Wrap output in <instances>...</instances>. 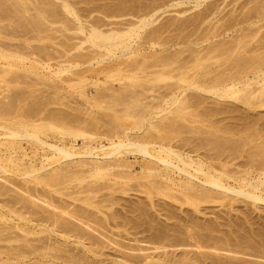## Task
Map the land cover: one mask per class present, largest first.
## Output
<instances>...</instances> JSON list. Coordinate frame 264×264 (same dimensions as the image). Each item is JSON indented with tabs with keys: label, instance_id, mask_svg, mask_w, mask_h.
Here are the masks:
<instances>
[{
	"label": "bare ground",
	"instance_id": "1",
	"mask_svg": "<svg viewBox=\"0 0 264 264\" xmlns=\"http://www.w3.org/2000/svg\"><path fill=\"white\" fill-rule=\"evenodd\" d=\"M162 1L117 0L111 4L98 5L92 8L101 18L92 17L94 21L92 22L91 18L86 20L87 23L84 19V23V16L81 17L79 13L85 11L74 10L66 0L59 2L60 4L53 2L46 5L37 3V0H0V64L5 66V70L0 68V72L11 71L16 79L21 78L16 71L26 66L27 62H34L35 59L39 62L41 59L36 57L40 54V57L43 55L44 59L46 56L48 58L49 44L46 46L43 42L50 41L52 44V32L64 31L67 35L68 30L73 28L74 31L70 30L84 35L83 38L78 36L83 41L78 45L73 43L75 53L68 57L69 64L57 65L53 76L58 77L66 71H71L68 70L71 67H80L91 61L96 62L95 66H99L103 76L101 87H96L99 81L92 83L95 91L94 95H88L89 97L85 94V81L82 78L70 85L73 89L78 88V95L83 100L79 105H84L83 109H79L82 106L77 107L78 101L76 106L73 105V109L72 104L64 99L66 104H71L72 107L71 109L69 106V112L68 108L64 111L67 105L63 99L57 97L60 99L57 102L62 103V107L65 105L64 110L56 108L58 110L46 111L45 105L55 104L56 98L41 100L42 97L38 93L29 89L10 95L12 98H7L11 99L10 101H0V137L4 138L0 139V174L9 173L10 179L9 176L1 178H6L3 181L9 184L11 180L10 185L13 186V189L9 186L8 189L5 188V183H0V197L7 195L1 199L0 208L5 210L4 213L0 211V223L8 221L5 215L7 211L15 216L13 217L17 222H24H15L14 225L22 235L37 236L35 240H29L27 236L22 235L10 238L1 234L3 230L0 229V242L2 245L7 243L4 246L0 244L2 260L33 264L25 263L24 259L34 256L39 259V262L34 264H43L40 262L44 259L50 262V259H54L59 261V264H101L102 258L111 257L104 249L107 250V241L111 240L112 233H119L117 229L124 231L118 234L119 238L123 237L126 231L133 229L131 234L135 235L134 242L141 243H133L136 246H131L133 237L126 233L128 237L125 238L130 237L132 240L130 244L125 245L121 242V247L125 246L124 249L119 247L121 250L118 248L120 244L113 242L117 236H113L111 241L114 245L118 244L114 249L115 254L112 255L113 264H242L243 257L239 254L249 257L247 255L254 256L257 253L264 259L262 229V233L257 234L260 238L258 243L255 239L251 246L243 237L233 249V246L227 247L232 245V237H226L231 238L227 240V245L224 235L222 238L220 236L213 239V228L198 220L188 219L189 223L184 221L185 224L180 222V225H176L177 230L173 225L175 222L168 224L169 226L165 225L168 228L161 226L160 229L157 225H151V218L148 216V209L153 210L154 207L153 211L156 212L155 202L158 197L191 206L195 213L198 212V205L214 202V198L221 199L227 194L237 196L236 198L239 196L240 200L242 197L256 206L259 203L264 204V122L254 124L244 117L237 118L234 123H224L220 126L218 123L216 126L215 120L218 122L219 119H214L219 111H225L219 115L232 112L229 107L220 105V100L239 103L254 112L264 108V0H222L221 6L225 5L222 9L220 6L218 8L219 4H215L221 0L213 1L214 5L212 0H209L208 5L204 4L199 11L196 9L197 13L193 11L195 14L193 13L189 20L188 17H182V20L178 18L179 22L175 21L176 18L174 21L164 19L165 22L160 21L161 23L153 26L158 18V11L164 5L167 6V1ZM202 2L206 1L193 0L192 8L201 7ZM179 4L182 2L177 5ZM172 5L171 7L177 6ZM228 6L230 7L226 10ZM124 17L126 18L122 21L117 20ZM84 24H88L87 27ZM14 38L21 43L15 45ZM28 38L42 44H33L31 50ZM13 40L15 47H18L17 51L12 44ZM68 42L61 43H67L66 46H69ZM204 42H207V45L201 46ZM84 44L86 47H82ZM71 48L73 49L72 45ZM157 48L159 49L156 50ZM33 54L36 57L31 61ZM51 55L53 56V53ZM36 71L37 66L29 65L25 67L23 75H36V80H42L43 84L50 82L51 85L52 78L46 81L42 76H38ZM112 83H117L118 87H113ZM155 84L163 91L157 92ZM152 93L156 94L155 97L150 95ZM201 95H208L207 98L211 101L213 99L214 105L218 103L214 107L218 109L223 106L225 110L206 108L201 104L202 98H205L200 97ZM27 99L28 102L23 101ZM53 99L55 100L51 102ZM211 106L213 107V104ZM225 118L222 119L228 120ZM63 137L70 139H67L69 147L64 143L65 139L62 141ZM77 139L81 141L79 150L76 147L74 149ZM22 140L34 148L33 152L31 153V150V154H28L31 155L28 161L32 160L29 164L25 163L26 165L23 159L28 155L20 146ZM101 140L108 143L107 148L95 147L94 144L101 143ZM40 149V156L44 154L43 150L49 151L50 156H47L53 161L44 160L47 161L46 164L40 161V165L34 167V159L39 155L37 150ZM128 155L133 156V162L127 160ZM74 156L78 158L75 157V160L69 162L66 160ZM135 167L137 173L133 171ZM174 175L176 177H173ZM11 176L15 177V180ZM18 178L20 180H17ZM228 180L234 184L228 185ZM70 189L74 191L71 192ZM130 189H135L136 192L139 189L141 194H145L146 202L133 200L128 206L129 210L125 211L129 215L123 216L112 208L117 201L110 192L119 190L123 193L126 190L131 191ZM67 190L68 192H64ZM11 191H15V194H10ZM104 191H108L111 196ZM97 193L100 199L94 201ZM104 195L110 197L107 199ZM153 197H156V200ZM235 197L230 196V199ZM161 210L165 213L162 208ZM165 210L164 216L170 219L169 210V213L167 208ZM134 230H139V234L145 233L147 236L142 235L141 240H137L139 235ZM169 235L175 236L176 240H172ZM201 235L202 237H199ZM233 238L235 241H232L237 244V237ZM204 239L205 244L210 241L212 246L201 242ZM33 241L38 242L37 245ZM241 241H244V245ZM16 242L21 244L15 245ZM142 242H147L150 250L152 248L156 252L160 249L165 251L155 255L152 250V255L149 250V254L142 249L145 246L146 250L149 249L148 244L143 246ZM67 243H70L69 248ZM139 244L142 247L136 248ZM247 244L251 246V253L247 251ZM203 246L211 248V253L202 252ZM242 246L246 247L244 252ZM177 247L184 250L178 248L181 250L178 253L177 250L174 251ZM167 248H175L172 255L167 253ZM191 248H195V252ZM208 248H205L206 251ZM136 249L142 251L138 252L139 256L134 254ZM222 252L224 256L225 253H232L234 256L238 254L241 261L238 263L240 257L235 256V260L229 255L230 261H236L231 263L227 256L220 254ZM217 253L224 259L227 257L228 262L216 256Z\"/></svg>",
	"mask_w": 264,
	"mask_h": 264
},
{
	"label": "rangeland",
	"instance_id": "2",
	"mask_svg": "<svg viewBox=\"0 0 264 264\" xmlns=\"http://www.w3.org/2000/svg\"><path fill=\"white\" fill-rule=\"evenodd\" d=\"M64 0H53V2H56L55 4H58L59 2H63ZM69 4H71V6H72V8L74 9V10H77L78 11V9H80V11H82V10H84L85 12V15H82V14H84L83 13V11L82 12H80L79 13V15L81 14V17L82 16H86L85 18L84 17H82V20H83V22H84V19H85V21L87 20V21H89V20H91V18L92 17H94V19L96 18L95 16H97V15H100L99 13H95L94 11H93V8L92 7H97L98 5H106V4H111V3H114V2H116L117 0H66ZM85 3H84V2ZM140 1V0H139ZM145 1V0H144ZM147 1H150V0H146V2ZM160 1V0H159ZM164 1V0H163ZM162 1V2H163ZM165 1H167L166 2V5L167 6H165V9L162 7V9L160 10V11H158L159 13H160V15H159V13H158V18H156V20H155V22L153 23V26H156V25H158L159 23H161V22H165V20H168V19H170V20H175V18H176V20L175 21H178L179 22V20H177L178 18L179 19H185V18H187V20H189V17H193L192 15H193V13L195 14V12L197 13V11H199L202 7H203V5L205 4V5H208L209 4V2L211 1H209L208 0V3H207V0H205L206 2H202V5H200L201 7H194V8H192L193 6L192 5H194V4H192L193 3V0H190L188 3H184V2H186V0H165ZM164 1V2H165ZM188 1V0H187ZM213 1L215 2L216 0H212L211 1V3H212V5H214L213 4ZM220 1V0H219ZM218 1V2H219ZM228 1V0H227ZM51 0H37V3H41V4H44V5H46V4H50V3H53ZM142 2V1H141ZM173 4V5H177L179 2H182V4L180 5H177V6H173L171 3ZM171 4L173 7H171V5H170V7L168 6L169 4ZM207 3V4H206ZM221 3H223L222 2V0L219 2V3H217V1L215 2V4L217 5V4H219L218 5V8H219V6L221 7V9H222V7H224V6H221ZM60 4V3H59ZM191 4V5H190ZM204 5V6H205ZM223 5V4H222ZM167 7V8H166ZM230 6H228V7H226L225 9L226 10H228L227 8H229ZM92 9V11H91V9ZM87 9H90L89 11L87 10ZM192 9V10H191ZM193 9H195V10H193ZM196 9H197V11H196ZM225 9H223V10H225ZM76 11V12H77ZM86 11H88V13L86 12ZM92 13H91V12ZM162 11H163V13H162ZM193 11H195V12H193ZM78 13V12H77ZM89 14H91L89 17H87V15ZM101 16V15H100ZM98 17L97 16V18H101V17ZM157 16V15H156ZM171 17V18H170ZM174 17V18H173ZM183 17V18H182ZM87 18V19H86ZM126 17H124V18H119V19H117L118 21H122V19H125ZM70 19V18H69ZM89 19V20H88ZM94 19L92 18V22L94 21ZM165 19V20H164ZM191 19V18H190ZM209 19V18H208ZM81 20V19H80ZM103 20H106V19H103ZM164 20V21H163ZM173 20V21H174ZM87 21H86V23H87ZM107 21H110V20H107ZM106 21V22H107ZM114 21H115V19H114ZM161 21V22H160ZM105 22V21H104ZM85 23V22H84ZM88 23H91V22H88ZM83 24V23H82ZM56 25H58V24H56ZM85 25V24H84ZM87 25L88 24H86L85 26L87 27ZM90 25V24H89ZM54 26H55V24H54ZM53 26V27H54ZM152 26V27H153ZM55 27H57V26H55ZM150 28V27H149ZM70 29H72L73 31H74V29L73 28H70ZM68 30V32L66 33L67 35H68V37H67V35H65V32L63 33V32H52L51 33V35H52V37L54 38H52V41H51V43L52 44H50L49 42L50 41H47V42H43V44L45 45V43H46V46H48V44H49V48H51V49H49L48 47V49H47V52H48V54H49V56H48V58H47V56H46V59H44L45 57H43V55H42V57H40L41 56V54H40V56L38 57V55H37V57L33 54V57H32V60L31 61H33V59L36 57L38 60L39 59H41L40 61L42 62V63H39L38 61H36V59L34 60V62H27V64H26V66H29V65H31V66H37V71H36V74L38 75V76H42V79H45L46 81H48L49 80V78H52L53 79V81L51 82V85H50V82H46V83H44V84H46V85H44L43 83H42V80H39V79H37L36 80V75H30L29 77H24V75L26 76V74H24L23 75V72L25 71V67L26 66H24V67H22L21 69H19V70H17L16 71V73H18L17 75L19 76V77H21V78H19V79H16L15 77L16 76H14L13 75V73L14 72H8L7 70V72H4V71H1L0 72V101H3V100H5V101H3V102H6V99L8 98V97H11L12 98V96H10V95H13V94H15V93H18L19 91H22V90H26V89H29L31 92H36V93H38L41 97H42V99L41 100H43V98H47V99H49V98H56V100L55 99H53V100H51V102L52 101H54L55 100V104H47V105H45L46 107V111H47V109L49 110V109H55V110H60V108H62L63 110H64V108H65V105H67V107H66V109L64 110V111H66L67 110V108H68V112L72 109V107H73V109H74V107L76 106V102H77V104L79 105V104H81V102L83 101V100H81L82 98L81 97H79V95H78V88H75V89H73V88H71V84L73 85V84H75L77 81H78V79H80V78H82V80H84L85 82H84V90H85V94L88 96H92V95H94V91L95 90H93V88H94V86H92V83L94 82L95 83V81L96 82H98L99 81V83L97 84V86L96 87H101L100 86V81H103V76H102V74H100L101 73V71L99 70V66L98 65H96L95 66V64H96V62L94 63V61H91L90 63H86L87 65L89 64V66H87L85 63L83 64V65H80V67L79 66H77V67H71V68H69L68 70H71V71H66L65 73H62V74H60L58 77L56 76H53V73H54V71H56V69H57V65H63V66H67L68 64H69V59H68V57H70V55H72L71 53H75V48H74V46H73V43H77V45H78V43L79 42H81V41H83L82 40V38L84 37V35L83 34H79V33H77V32H73V31H71V30ZM61 33H63V35L61 34ZM31 36V35H30ZM62 36V37H61ZM64 36H66L67 38H69V40L66 38V37H64ZM77 36V37H76ZM78 36H80V37H82L81 39H80V37L78 38ZM142 36H143V34H142ZM20 37H18V39H19ZM62 38V39H61ZM64 38V39H63ZM77 38V39H76ZM5 39H7V38H5ZM17 39V41H19V42H17L16 41V39L14 38V40H15V42H14V40L12 41V44L13 43H15V45L17 44V43H21L20 42V40L22 39V38H20V40H18ZM24 39V38H23ZM218 39V38H217ZM3 41H4V39H2ZM28 40L30 41V39L28 38ZM27 40V41H28ZM31 40L32 41H30L31 42V50H32V46H33V44H35V45H37V43H38V45L39 44H42V42L41 43H39V42H37L36 40H34V39H32L31 38ZM78 40V41H77ZM23 41V40H22ZM34 41V42H33ZM65 41H69L68 43L70 44L69 46H66L67 45V43L64 45L63 43H65ZM7 42H9V41H7ZM29 42V43H30ZM57 42V43H56ZM61 43V42H63V43H61L60 45H59V43ZM55 43H56V47H55ZM207 43V42H206ZM205 42L204 43H202V45L201 46H205V45H207ZM10 44H11V41H10ZM54 44V45H53ZM14 45V44H13ZM15 45H14V47H15ZM29 45V44H28ZM29 45V46H30ZM58 45V46H57ZM71 45H72V47H73V49L71 48ZM76 45V44H75ZM86 44H84V46H82V47H86L85 46ZM64 48H63V47ZM35 47H38V46H35ZM35 47H33V48H35ZM66 47H69V48H66ZM14 48L12 47V50H13ZM17 49H18V47H15V50L17 51ZM54 49L56 50V51H54ZM58 49V50H57ZM65 49V50H64ZM71 49V50H70ZM159 48H157L156 50H158ZM171 49H173V47L171 48ZM14 50V51H15ZM30 50V51H31ZM62 50H64V52L62 51ZM70 50V51H69ZM19 51H21V49L19 50ZM18 51V52H19ZM29 51V52H30ZM59 51V52H58ZM69 51V52H68ZM81 51V50H80ZM84 51L86 52V50L84 49ZM23 52L25 53V51H24V49H23ZM66 52V53H65ZM82 52H83V50H82ZM51 53H53V56L51 55ZM56 55H55V54ZM59 53H61V54H59ZM67 54V55H66ZM187 54V53H186ZM32 55V54H31ZM67 56V57H65V56ZM185 55V54H184ZM35 56V57H34ZM186 56V55H185ZM31 57V56H30ZM30 57H29V60H30ZM36 61V62H35ZM94 64V65H93ZM0 65H2V64H0ZM87 67H86V66ZM85 66V67H84ZM94 66H95V68H94ZM3 67V68H2ZM2 67H0L1 68V70L3 69V70H5L4 68H5V66H3L2 65ZM91 69V70H90ZM88 70V71H87ZM85 71V72H84ZM100 71V72H99ZM82 72H83V74H82ZM15 73V74H16ZM26 73V72H25ZM76 73V74H75ZM22 75V76H21ZM28 75V74H27ZM93 75V76H92ZM89 76V77H88ZM22 77H24L23 79H22ZM76 77V78H75ZM14 78H15V80H14ZM68 78V79H67ZM73 78V79H72ZM65 80V81H64ZM68 82H67V81ZM70 80V81H69ZM159 84V83H158ZM157 84V85H158ZM101 85H103L102 83H101ZM156 85V84H155ZM155 86L157 89H158V91L157 92H161V90L163 91V89H159L158 88V86ZM160 85V84H159ZM55 86H57V87H55ZM112 86L113 87H118L117 86V83H112ZM90 87V88H89ZM53 88H55V89H53ZM92 89V90H91ZM92 91V92H91ZM89 92V93H88ZM157 92H154V93H156L157 95H158V93ZM92 93V94H91ZM156 94H150V95H156ZM72 95V96H71ZM78 95V96H77ZM69 96H71V97H69ZM88 96V97H89ZM60 98L62 101H64L65 102V100H67V103H71L72 104V107L70 106L71 104H66V102H65V105H64V107H62L60 104H62V103H60V102H57L58 100H60V99H58V98ZM73 97H75V98H73ZM155 97V96H154ZM200 97H205L204 98V100H203V98H202V100L201 101H203L201 104L204 106H206V108H210V109H216V110H218L219 108V110H221L222 108V110H225L224 109V107L225 106H227V107H229L230 109L229 110H232V112L231 113H229V114H227L228 112H226V113H224V114H220L219 115V113H223V112H225V111H223V112H221V111H219L218 112V115H216V116H214V119H215V117L217 118V119H219L218 120V122H217V120H215L216 121V126H217V124L218 123H220L218 126H220V125H223L224 123L226 124H229V123H234V122H236V120H237V118H244V117H247L249 120H250V122L251 123H254V124H261V122H264V108L263 109H260L259 111H253L251 108H245V106H242V105H240L239 103H233V102H227V101H225V102H223L224 100H220V101H218L219 102V104L220 105H223L222 107L220 106V107H218V109L216 108V107H214V106H216V104H218V103H216L215 105H214V101H213V99H212V101H211V99L210 98H207V97H209L208 95H201ZM46 99V100H47ZM65 99V100H64ZM155 99V98H154ZM153 99V100H154ZM7 100H11V99H7ZM26 100V99H25ZM25 100H23L24 102H28V99H27V101H25ZM50 100V99H49ZM48 100V101H49ZM70 100V101H69ZM79 100H81L80 102H79ZM23 101L20 103V104H22L23 103ZM45 101V100H44ZM69 101V102H68ZM155 101V100H154ZM222 101V102H221ZM8 102V101H7ZM64 102H63V104H64ZM156 102V101H155ZM158 102V101H157ZM212 102V103H211ZM17 103H19V102H17ZM59 103V104H58ZM211 104H213V107L211 106ZM73 105H75V106H73ZM69 106L71 107V109L69 110ZM82 106V105H81ZM80 105L79 106H77L78 108L79 107H81ZM218 106V105H217ZM76 107V108H77ZM83 107H84V105L81 107V108H79V109H83ZM226 107V108H227ZM56 108H58V109H56ZM85 108V107H84ZM228 109V108H227ZM220 116V118H218ZM225 116H226V118H228V120H225L224 121V119H222L223 117L225 118ZM229 116V117H228ZM232 118H231V117ZM213 118V117H212ZM225 118V119H226ZM222 120V121H221ZM220 121V122H219ZM223 122V123H222ZM222 123V124H221ZM4 136V135H3ZM0 139L2 140V139H4L2 136L0 137ZM58 140L60 139V138H57ZM56 139V140H57ZM62 139V138H61ZM60 139V140H61ZM66 141H65V140ZM67 139H68V141L70 140L68 137L67 138H64L63 137V140L62 141H65L64 143H66V145H67V147H69L70 146V144H69V142L67 141ZM25 142V140H22L21 142H20V146L23 148V151L24 152H26L27 153V155L30 153V151H31V153L33 152V150H34V148L33 147H29L27 144H26V142ZM61 141V142H62ZM57 142V141H56ZM60 142V141H59ZM68 142V143H67ZM58 143V142H57ZM76 144V145H75ZM80 144H81V141L79 140V139H77L76 140V142L74 143V149H75V147L76 148H78V150L81 148H79V146H80ZM69 145V146H68ZM95 145V147L96 148H99V146H104V148H107V146H108V143L105 141V140H101V143H95L94 144ZM28 146V147H27ZM26 147L28 148V149H26ZM25 148V149H24ZM77 150V149H76ZM42 151V149H40V150H37V153L39 154V153H42L41 152ZM23 152V153H24ZM43 152H44V154H41V156H40V154L38 155V156H36L35 157V163H33V165H34V167L36 166V167H38L37 165L39 164V162L41 161V163H42V161H44V160H47L48 162L50 161L51 162V158L50 157H48V156H50V153H49V151L47 152V151H45V150H43ZM25 153V154H26ZM30 153V154H31ZM43 155V156H42ZM46 155V156H45ZM48 155V156H47ZM30 156V157H29ZM27 157V158H26ZM38 157V158H37ZM41 157V158H40ZM76 157V158H75ZM25 158V160H27V161H25L24 159H23V163L25 164V163H27V164H29L30 162H31V160L30 161H28V159L29 158H31V155H28V156H25L24 157ZM54 158V157H53ZM77 159L78 158V156H74V157H72L71 159H66L68 162L70 161V160H75V159ZM37 159V160H36ZM43 159V160H42ZM127 160L129 161V162H133L134 161V158H133V156L132 155H128L127 156ZM47 161H44V164H46L47 163ZM53 161V160H52ZM29 162V163H28ZM38 162V163H37ZM64 162H66L65 160H64ZM37 163V164H36ZM26 165V164H25ZM40 165V164H39ZM77 168V167H76ZM136 168V167H135ZM134 172H138V170H137V168L136 169H134L133 170ZM4 175H2V174H0V183H5L6 185H4L5 186V188L7 187L8 188V186H9V188L10 187H12V189H13V186H11L12 184H11V180H10V184H9V182L7 183V182H5V181H3V180H5V179H2V178H4L3 176H9V179H10V175H9V173H3ZM1 176H2V178H1ZM12 177V176H11ZM173 177H176V175H174ZM14 178V179H13ZM17 178V177H16ZM9 179H7L8 181H9ZM12 179L13 180H15V177H12ZM17 180H20L19 178L17 179ZM131 183V182H130ZM129 183V184H130ZM228 185H230V184H234V182L232 181L231 182V180H228ZM132 184V183H131ZM3 185V184H2ZM8 188V189H9ZM11 189V190H12ZM16 191L18 190V189H15ZM127 190H129L128 188H127ZM126 190V191H127ZM131 190V189H130ZM135 190V189H134ZM134 190H131V191H128V192H123V193H121V191H119V190H116V191H112V192H110V193H112V197L114 196L115 197V199H116V201H117V203L116 204H114L113 206H112V208L113 209H115V211H117L120 215H129L128 213H125V211H128L129 209H128V206H129V204H130V202H132L133 200H140V201H145V199L146 198H144V195L143 194H141L140 192V190L138 189V192H136V190L134 191ZM69 191H74V190H72V189H70ZM12 192V191H11ZM11 192H9L10 194H15V191H13L12 193ZM17 192H19V191H17ZM16 192V193H17ZM64 192H68V190L67 191H64ZM8 193V194H9ZM102 193V192H101ZM100 193V194H101ZM104 193H105V191H104ZM143 193V192H142ZM9 194V195H10ZM98 194V195H97ZM96 194V197L97 198H94V201L95 200H97V199H100V198H98V196H99V193H97ZM103 194V193H102ZM101 194V195H102ZM105 194H108V191L105 193ZM108 195H110L111 196V194H108ZM106 196V195H104L106 198L108 197H110V196ZM229 194H227V196H228ZM5 196V195H4ZM227 196H225L224 198H221V199H218V198H214L215 199V201L214 202H212V201H210V203L209 202H205V204L203 203V204H200V205H198V207H197V213H195L194 211V209L191 207V206H186V205H183L182 203H180L182 206H178V205H180V204H178V202H177V204L176 203H174V202H176V201H172V200H170V199H168V198H161L160 199V197H158L157 199H158V201L155 199L156 197H153V199H155L156 200V202H155V200H154V202L156 203V206H155V203H154V206L156 207V212L154 213V211L153 210H155L154 209V207H153V210H149L148 209V216H149V218H151L150 219V221L152 222L151 223V225L153 224V225H157L156 227H158V228H160V229H162V227L164 226V227H166V228H168L167 226H169L168 224H172V223H174L175 222V224H173V225H180V224H183V222L185 221V222H188L189 220H198L200 223H203L204 225H210L212 228H213V230H212V234L213 235H215L214 237H216V238H214L213 237V239H217V238H219L220 236H221V238H222V235H224V237H225V239H226V245H227V242H229V241H227V240H229V239H231V238H229V239H227L226 237H232V240H234L235 241V239L233 238V237H237L236 238V241L238 242L237 244H235L232 240H231V244L232 245H229V246H227V247H229V248H231V246H233V249H234V246H238V244H239V239L240 240H243L244 238L243 237H245V239H247L248 241H247V243H250L251 244V246H252V241L253 240H255V241H257L258 239H260L259 238V236H257V234L258 233H262V231H264L263 229H264V204L263 203H257L258 205L256 206V204H253L251 201H249V200H246V199H244L243 200V198L241 197V200H240V197L238 196V198H236L234 195H229V197H227ZM230 196H232V198L233 197H235L234 199H230ZM5 197H7V195L5 196ZM5 197H0V203L2 202L1 201V199L2 198H5ZM10 198H11V195L9 196ZM8 197V198H9ZM55 197V196H54ZM105 197H103L102 196V198H105ZM227 197V198H226ZM8 198H6L7 200H8ZM62 198H64V199H66V197H62ZM105 198V199H106ZM107 198V199H108ZM5 199V200H6ZM144 199V200H143ZM160 199V200H159ZM4 200V199H3ZM69 200V199H68ZM234 200H237V201H234ZM10 201V200H9ZM244 201V202H243ZM146 202V201H145ZM77 203V202H76ZM75 203V204H76ZM250 203V204H249ZM251 204H253V205H251ZM256 206V208H255V206ZM2 205H0V207H1ZM161 208L164 210V212L166 213V210H165V208H167V212H168V210H169V212H170V219H166L167 217H165L164 215H166L165 213H163L162 212V210H161ZM199 208V209H198ZM4 210H5V208H0V211L2 212V213H4ZM104 211H106V209H104ZM158 211V212H157ZM6 213H8V214H6L5 213V215H7V218H8V221H6L5 223H3V222H1L0 223V229H2L1 231V234H3L5 237H10V238H16L18 235L19 236H21L23 233L20 231H18V229L17 228H15V226L14 225H16L15 224V222H17L18 220L16 219V218H14L15 216L13 215V214H10L9 212H7V211H5ZM160 212V213H159ZM168 212V213H169ZM162 213H163V215H162ZM167 213V214H168ZM10 215L12 216V217H10ZM123 215V216H124ZM169 215V214H168ZM167 215V216H168ZM9 216V217H8ZM14 216V217H13ZM129 217V216H128ZM9 218H11L10 220H9ZM14 219H16V220H14ZM189 219V220H188ZM12 220V221H11ZM187 220V221H186ZM180 222H182V223H180ZM185 222H184V224H185ZM23 224L24 222H21V221H19V222H17V224ZM180 223V224H179ZM189 223V222H188ZM8 225V226H7ZM165 225H167V226H165ZM172 225V226H173ZM10 226V227H9ZM162 226V227H161ZM172 226H170V227H172ZM182 226V225H181ZM180 226V227H181ZM28 228H30V226L28 225L27 226ZM110 227H112V226H110ZM169 227V228H170ZM174 227V226H173ZM177 227L178 226H176L175 228H176V230H177ZM9 228V229H8ZM25 228H26V226H25ZM109 228V227H108ZM174 229V228H173ZM179 229V228H178ZM261 229H262V231H261ZM118 230V232L120 233L121 231L120 230H122V229H117ZM133 230V229H132ZM131 229L129 230V231H126V233L128 234V236H129V233L131 234V232H133ZM259 230V231H258ZM111 233L113 232V228H111ZM115 231V230H114ZM134 231H136V230H134ZM116 233H114L115 235H113V233H112V236H110V237H112L113 238V236H117V237H114V239H113V242L115 243H121V242H124V245H125V243H127V244H130L131 243V240H130V237L127 239V234L126 233H124L123 234V237H120L119 238V233H117V231H115ZM124 231H122L121 233H123ZM137 232V231H136ZM203 232V231H202ZM202 232H200L201 234H203ZM257 232V233H256ZM22 233V234H21ZM199 233V234H200ZM264 233V232H263ZM117 234V235H116ZM119 234V235H118ZM126 234V235H125ZM137 235H139V238L137 239V240H141L140 238L142 237V235H144V234H139V230H138V232L136 233ZM170 234V233H169ZM132 235V236H131ZM130 236H131V238L134 236L135 237V235L132 233ZM172 235V234H171ZM176 235V234H175ZM204 235V234H203ZM211 235V234H210ZM212 235V236H213ZM23 237L24 236H27V235H22ZM36 236V235H35ZM34 235H29V236H27L26 238L28 239L29 238V240H35V238L37 239V236L35 237ZM40 237H42L41 235H39ZM121 236H122V234H121ZM125 236H127L126 238H125ZM147 236V234L146 235H144V237H146ZM170 236V235H169ZM177 236V235H176ZM211 236V237H212ZM242 237V238H240V237ZM257 236V237H256ZM109 237V238H110ZM134 237H133V240H132V243H131V246H134V244L136 243V244H138V243H141V242H139L138 241V243H137V241L136 242H134L135 240H134ZM138 237V236H137ZM136 237V238H137ZM144 237L142 238V239H144ZM170 237H172L171 239L172 240H176V238H174L175 236H170ZM170 237H169V239H170ZM199 237H202V235L201 236H199ZM204 237H205V235H204ZM203 237V238H204ZM223 237V238H224ZM239 237V238H238ZM112 238H111V240H112ZM122 238V239H121ZM124 238V239H123ZM135 238V239H136ZM220 238V239H221ZM126 239V240H125ZM171 239H170V241H171ZM201 239V238H200ZM110 240V239H109ZM110 240V241H111ZM117 240V241H116ZM130 240V241H129ZM183 240H187V239H183ZM182 240V241H183ZM206 239H204V241L202 240L201 242H203L204 244L206 243V241H205ZM222 240V239H221ZM110 241H107L108 243V248H107V250H106V248L104 249V252L105 253H108V255L109 256H111L110 258L109 257H106V258H102V260L103 261H107L106 263L104 262L103 263V261H102V263L101 264H113V261H114V259L112 260V255H114L115 253H114V249L116 248V245L118 246V244H116V245H114L113 244V242L111 241V243H109ZM189 241V240H188ZM208 241V240H207ZM225 241V240H224ZM255 241H254V243H255ZM259 241V240H258ZM258 241L256 242V243H258ZM18 242V241H17ZM16 242V244L15 245H17V244H21V243H17ZM35 241H33V243H34ZM130 242V243H129ZM184 242V241H183ZM233 242V243H232ZM242 243L244 242V241H241ZM3 243H5V242H3ZM12 244L13 243H15V242H11ZM38 243V242H37ZM37 243L35 242L34 244H36L37 245ZM134 243V244H133ZM146 243L147 242H145V244H144V242H142V245L144 244V245H146ZM185 243H187L186 241H185ZM202 243V244H203ZM208 243L209 244H211L210 246H212V242H210V241H208ZM0 244L2 245V242H0ZM5 244H7V243H5ZM5 244H3L2 246H4ZM69 244L70 243H67L66 245L68 246V248H69ZM109 244H111L110 246L112 247V249H110L111 247L109 246ZM112 244H113V246H112ZM148 244V243H147ZM209 244H205L206 246L207 245H209ZM234 244V245H233ZM0 245V246H1ZM39 245V244H38ZM123 245V244H122ZM123 245V246H124ZM141 244H139V246H137L136 248H141L142 246H140ZM143 245V246H144ZM240 245H241V243H240ZM243 245H244V243H243ZM245 245H246V242H245ZM248 245V244H247ZM257 245V244H256ZM67 246L64 248L65 250L67 249ZM73 246V247H72ZM72 246L70 245V248L72 247L73 249H74V245L72 244ZM127 246H129V245H127ZM130 246V247H131ZM136 246V245H135ZM134 246V247H135ZM148 246V248L150 247L149 246V244L147 245ZM187 246V245H186ZM186 246H184L183 248H185L186 249ZM202 247V249H204V250H201L202 252L203 251H205V252H210L211 253V251H212V249L211 248H208V247ZM250 245H248V246H246L247 247V251L249 252V250H250V247H251ZM253 246H254V244H253ZM258 246V245H257ZM119 247H121V244H120V246H118V248ZM125 247V246H124ZM124 247L122 248V249H124ZM134 247L132 248V249H134ZM152 247V246H151ZM243 247V252L246 250L245 248H244V246H242ZM71 248V249H72ZM121 248H119V249H121ZM128 248V247H127ZM126 248V249H127ZM145 248H147L146 246L143 248L142 247V249H143V251H146V252H149V250H150V248L149 249H145ZM176 248V247H175ZM175 248H171V249H169L171 252H168L169 250H168V248L166 249L167 250V253H169L170 255H172L171 253L173 252V250L175 249ZM178 248H181V247H177V249H175L174 251H178V253H180V251L181 250H184L183 248H181V250H178ZM193 248V247H192ZM191 248V250L192 251H194V249H192ZM205 248H208L209 250L208 251H206L207 249H205ZM252 248H254V247H252ZM251 248V249H252ZM72 249V250H73ZM109 249V250H108ZM119 249H116V250H119ZM121 249V250H122ZM145 249V250H144ZM201 249V248H200ZM200 249H197V251L198 250H200ZM69 250V249H68ZM72 250H70V252H73L74 253V251H75V253L77 252L76 250H74V251H72ZM113 250V251H112ZM128 250V249H127ZM138 249H136L135 251H137ZM152 250H154V249H152L151 248V250L150 251H152ZM157 250H159V249H157ZM187 250H188V246H187ZM196 250V249H195ZM107 251V252H106ZM109 251H110V253H109ZM124 251V250H123ZM129 251V252H128ZM128 251H126L125 250V252L127 253H130V250H128ZM131 251H133V250H131ZM134 251V254H136V256H139L140 255V253H138V252H142V251H137V253ZM155 251V253H153V251L151 252V254L153 253V254H155L156 255V253L158 254V253H160V251H165V250H162V249H160V251L159 252H156V250H154ZM195 252V251H194ZM218 252H220V251H218ZM252 252V251H251ZM251 252H249V253H251ZM144 254H145V252H143ZM143 253L141 254V255H143ZM177 253V254H178ZM209 253V254H210ZM131 254H133V252H131ZM133 254V255H134ZM146 254H148V253H146ZM149 254H150V252H149ZM152 254V255H153ZM218 254V253H217ZM216 254V256H219V254L217 255ZM223 257H225V256H227L228 257V259H229V255H232V253L231 254H228L227 255V253H225V256H224V252H222V253H220ZM255 254V253H254ZM213 255H215V254H213ZM220 255V256H221ZM238 254H236L235 256L236 257H243V259H242V261L240 260L241 259V257L239 258V261H237L238 263L241 261L242 262V264H256V262L257 263H259L260 262V264H264L263 263V261H264V259L263 258H261V257H259L260 255L257 253V254H255L254 256L256 257V259L254 258V256H252V255H247V256H249V257H246V254H245V256L243 255V254H239L238 256H237ZM243 255V256H242ZM258 255V256H257ZM219 256V258H222L223 259V261L224 260H226V258L224 259L223 257H220ZM233 256V257H232ZM231 256V258H234L235 260H236V257L234 256V255H232ZM252 256V257H251ZM262 256V255H261ZM32 259H31V258ZM30 257H28L27 259H24V261H25V263H30V262H32L33 264H34V262H39V261H37V260H39V259H35V257L34 256H30ZM4 259V258H3ZM227 259V260H228ZM238 259V258H237ZM246 261H248V262H244L245 260ZM28 260V261H27ZM35 260V261H34ZM51 260V262L50 261H48V260H41V262L40 263H42L43 262V264H59V261H56V260H52V259H50ZM111 260V261H110ZM226 260V261H227ZM255 260H256V262H255ZM258 260H259V262H258ZM263 260V261H262ZM46 261H48V262H46ZM228 261H230V259L228 260ZM227 261V262H228ZM233 261V259L230 261L231 263H235L234 261ZM262 261V262H261ZM16 262V261H15ZM9 262V261H4V260H2V258H0V264H18V262ZM19 264H21V263H19ZM36 264H38V263H36ZM115 264V263H114ZM236 264V263H235Z\"/></svg>",
	"mask_w": 264,
	"mask_h": 264
}]
</instances>
